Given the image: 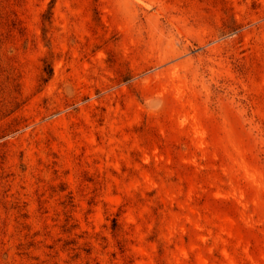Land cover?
Wrapping results in <instances>:
<instances>
[{"label":"rangeland","instance_id":"rangeland-1","mask_svg":"<svg viewBox=\"0 0 264 264\" xmlns=\"http://www.w3.org/2000/svg\"><path fill=\"white\" fill-rule=\"evenodd\" d=\"M0 264H264V0H0Z\"/></svg>","mask_w":264,"mask_h":264}]
</instances>
